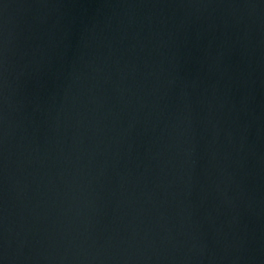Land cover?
<instances>
[{
  "label": "water",
  "instance_id": "water-1",
  "mask_svg": "<svg viewBox=\"0 0 264 264\" xmlns=\"http://www.w3.org/2000/svg\"><path fill=\"white\" fill-rule=\"evenodd\" d=\"M0 264H264V0H0Z\"/></svg>",
  "mask_w": 264,
  "mask_h": 264
}]
</instances>
